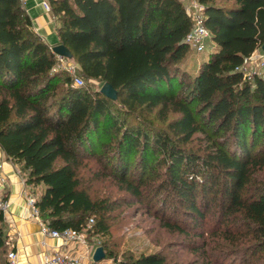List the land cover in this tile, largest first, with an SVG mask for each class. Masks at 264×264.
Returning <instances> with one entry per match:
<instances>
[{"label": "trees", "instance_id": "1", "mask_svg": "<svg viewBox=\"0 0 264 264\" xmlns=\"http://www.w3.org/2000/svg\"><path fill=\"white\" fill-rule=\"evenodd\" d=\"M197 1L213 50L191 79L178 71L192 28L181 0H49L83 79L109 82L113 100L74 85L21 0H0V149L43 186L37 207L51 228L108 234L111 211L137 202L186 236L212 222L214 246L193 248L204 264H264V75L237 69L264 44V0ZM88 159L122 203L90 193ZM7 239L0 211V264ZM116 264L173 263L149 253Z\"/></svg>", "mask_w": 264, "mask_h": 264}, {"label": "rangeland", "instance_id": "2", "mask_svg": "<svg viewBox=\"0 0 264 264\" xmlns=\"http://www.w3.org/2000/svg\"><path fill=\"white\" fill-rule=\"evenodd\" d=\"M184 4H186V1ZM213 50V41L209 37L205 41V49L202 52H197L192 48L178 64L180 74L186 72L187 76L192 79L196 75L201 59L207 57ZM57 69L67 73L71 77V82L80 74V67L77 62L72 59H64L58 61ZM257 70V64H251L249 71ZM264 75V71L262 73ZM83 78V77H82ZM100 81L86 82L83 79V84L80 86H88L91 91L101 89ZM172 115L170 117H173ZM142 117L152 122L155 127H165V123L156 118V113H142ZM129 120L135 121L139 118L135 116H127ZM112 138V137H111ZM195 143V142H194ZM190 148H196L195 145L188 144ZM17 171L21 179H27V173L21 171L20 165L17 166ZM99 165L95 159H88V163L81 169V176L84 178L85 184L88 185L90 193L95 197L108 196L110 200L121 201L126 195L124 190L119 189V184L112 177L101 176L95 178L94 173H98ZM30 193L38 200L43 191L42 185H28ZM122 203V202H120ZM160 214L155 206L148 204H132L122 203L115 207L110 213V228L109 233L96 234L81 230L85 234V241L89 246V260L87 264H116V261L123 260L131 255L138 256L140 254L162 253L165 254L169 262L173 264H204L203 252L196 253L193 251L194 244L207 243L206 249L214 246V235L210 233L213 223L210 222L204 226L203 235L193 232L186 236L178 231H169L160 223ZM182 220V219H181ZM173 223L183 224L184 221H172ZM103 247L105 257L99 261L93 260V254L97 247ZM116 259V260H115ZM237 260H229L225 264H237Z\"/></svg>", "mask_w": 264, "mask_h": 264}, {"label": "crops", "instance_id": "3", "mask_svg": "<svg viewBox=\"0 0 264 264\" xmlns=\"http://www.w3.org/2000/svg\"><path fill=\"white\" fill-rule=\"evenodd\" d=\"M49 0H21L22 6L31 18L32 28L52 48L59 44L55 16L46 11L43 2ZM183 3V0H181ZM2 173L6 177L5 195L8 210L4 213L5 229L8 237L14 241L19 254L20 264H44L45 254L54 247L61 246V241L43 235L38 220L30 218L27 213L25 193L30 187L21 179L17 166L0 149ZM66 248V246H62ZM8 247H6V251ZM6 259V253L2 257Z\"/></svg>", "mask_w": 264, "mask_h": 264}, {"label": "built area", "instance_id": "4", "mask_svg": "<svg viewBox=\"0 0 264 264\" xmlns=\"http://www.w3.org/2000/svg\"><path fill=\"white\" fill-rule=\"evenodd\" d=\"M185 11L192 21V28L186 35V42L197 52L205 49V41L210 37L208 28L205 25L204 6L197 0H185ZM45 10L51 11L48 1L43 2ZM58 61L69 59L58 56ZM251 64H257V70L249 71ZM242 71L247 80L253 79L255 75H262L264 71V52L262 48L255 50L251 56L245 58L243 64L237 68ZM83 84L82 76H77L74 85ZM19 171V170H18ZM7 179L2 173V165L0 163V211L5 213L8 210V201L5 195ZM27 213L30 218L38 220L41 226V232L44 236L56 238L61 241V246L51 248L44 256V264H87L90 254L89 246L85 241V234L71 228L58 230L51 228L45 223L41 217L37 207V198L30 192L25 193ZM93 223V219L89 221V227ZM66 246V248H62ZM6 262L7 264H20L19 254L15 248L14 241L8 237L6 241Z\"/></svg>", "mask_w": 264, "mask_h": 264}, {"label": "water", "instance_id": "5", "mask_svg": "<svg viewBox=\"0 0 264 264\" xmlns=\"http://www.w3.org/2000/svg\"><path fill=\"white\" fill-rule=\"evenodd\" d=\"M51 49L58 56L66 57L69 59L73 58L72 52L63 43L56 44V45L52 46ZM262 50L264 52V44L262 45ZM100 92L103 93L104 95H106L107 97L113 99V100H116L118 98L117 90L109 82H105L102 85ZM104 257H105V252L103 250V247H101V246L97 247V249L95 250V252L93 254V260L99 261Z\"/></svg>", "mask_w": 264, "mask_h": 264}]
</instances>
